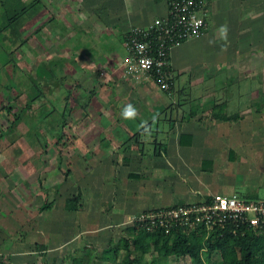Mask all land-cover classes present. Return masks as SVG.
Masks as SVG:
<instances>
[{
    "label": "crops",
    "instance_id": "1",
    "mask_svg": "<svg viewBox=\"0 0 264 264\" xmlns=\"http://www.w3.org/2000/svg\"><path fill=\"white\" fill-rule=\"evenodd\" d=\"M40 1L44 3L43 0ZM163 1L166 4V11L154 18L148 17L151 6L154 9L157 7L155 5ZM220 1L221 4H225L222 3L223 0H208L209 3L206 6L208 25L200 36H203L204 32L209 29L212 19L218 20L220 18L218 20L220 26L226 28L227 31L225 36H229L230 27L236 30L230 41V44L235 48L232 52L236 51V53L230 52L228 55L220 56L217 54L215 57H208L207 60L204 59L205 62L209 61L204 67L201 66L195 71L189 69L190 83H194L195 88L198 87L197 95L192 97L189 95V89L193 85L187 87L183 81V74L186 69L183 71V64L177 68L172 63L171 58V66L176 75L171 93L160 89L151 76L128 74L123 67L117 65L127 54L125 38L128 30L134 26H147L156 17L165 15L169 8L168 0H149L148 7L143 8V10L139 7L125 12L123 8L121 11L118 9L111 10L104 17H98L99 22H93L89 18L88 24L86 23L87 20H83L82 34L79 32L74 34V31L76 33L75 27H79L83 24L82 22H79L73 29L66 30L73 33L67 40L68 53H70L68 64L70 65V62L79 63L77 64L79 69H75V67L73 69L74 72H79L80 77L91 79L94 75L100 74L102 75L101 78H106V84L115 92L113 98L108 99L106 104H113V108L122 113V116L117 115V118L123 122V127H119L121 130H118V137L116 136L115 140L112 137L101 144L108 148L110 156H106L102 163L94 166L101 174L98 180H89L90 176L94 178V175L91 174L90 167H84V171L79 170L83 174L84 183L70 184L67 180L53 187L56 190L59 189L58 194L63 195H66L65 191L70 188L71 190L77 188L78 193L80 190L82 191L80 209L75 211L78 213L75 214L76 220L79 217L82 223L83 221L101 220L100 222L106 223L100 229L114 227V225L127 220L130 215L148 208H154L151 207L155 203L154 191L157 194L165 191V187H161V184H157L158 187H155V181L160 180H155L154 173H160L162 167L165 168V171L171 169L176 172V179H178V172L183 174L179 177L178 183L189 184L192 183L190 180L193 181L197 178L194 176L204 173L203 169L197 168L199 166L197 163L200 162V166L203 167V160L209 159L207 156H211L210 160H213V167L216 171L230 168L234 175L239 166L244 164L243 160H248L249 163L251 157L257 156L256 151L261 148L264 150V140H260L256 144L254 141L257 139L251 141L249 138L254 128L260 125L264 129V106L261 107L264 105V84L262 81L264 69L262 65H258L260 59L256 57L264 46L260 45L262 40H260L261 36L259 37V34L264 36L262 33L264 30V6H261L258 0L254 4L253 0H242L241 4L245 8L243 14L246 16L242 15L234 20L238 21V24L228 26L226 23L233 21L227 19L226 11H234L235 5L226 4L227 7H223L226 10L224 13L220 12V16L218 11L223 10H219L218 3ZM232 1L234 2V0ZM98 4L100 3L97 2L96 5ZM90 7L92 8H89L91 14H88L87 7L84 17H92L97 9L99 12H103L100 6L93 7L90 5ZM59 9L60 7H58V12ZM49 23L51 22H47V24ZM52 28L58 36L59 32L56 26L53 25ZM253 29L258 30L257 38H259L258 41L255 40L254 42L251 39V30ZM79 35L82 37L78 38ZM255 44H259L258 52L252 51ZM223 67L224 69L227 68V71H222L224 70ZM95 70H97V74H95ZM70 74L75 76L72 72L68 73V76ZM221 78L224 81H221ZM83 86L85 85L83 84ZM85 87L87 88V86ZM79 88L73 86L75 89L73 93L82 94ZM91 89L86 90L89 92ZM230 89L231 92L233 90L235 92L234 95L231 94V97ZM82 97L86 98L83 94ZM96 97L101 98L102 96L96 94ZM256 101L261 103L260 106L254 107ZM99 102L103 103L102 100ZM231 102H234L236 106L231 108L229 106ZM69 103L70 101L67 102L66 108L69 107ZM129 105L134 110V115L125 118L123 111ZM159 115L157 124L160 125V131L151 136L145 135L143 138L145 145L134 143L126 147L121 146L122 142L128 140L132 135L127 131L136 132L142 125H147ZM182 134L190 136L191 140L186 139L188 143L181 144ZM260 135L263 134L260 132ZM156 136L165 147H160L159 154L155 153L152 142ZM149 140L151 142L147 144L146 142ZM115 142L118 147L114 150L109 149L111 144L113 145ZM134 145H137L138 151L135 158L119 156V147L125 149L126 152L127 149L129 151L133 149ZM147 146L151 147L152 154L146 153ZM103 149L97 150L102 155L108 154L106 149ZM226 155L229 158L228 161L224 159ZM259 155H261L260 152ZM114 156L118 158H114ZM110 157L115 160L113 158L111 160ZM9 158L0 160V254L2 255L0 256V264H12L10 262L22 264L31 259L28 256L29 252L38 254L39 244L49 243V250L51 251L56 247V244H59V241L56 243L57 240L53 237L58 235L69 236L70 234L74 236L76 229L72 227V233L69 234L71 228L68 225L70 226L71 212L65 209L66 197L58 195L59 203L55 210L53 208L50 209V212L42 210L41 207L44 203L40 200L41 203L35 205V198L33 202L31 194L29 195L22 182L28 177L24 175L29 172L26 164L28 162L19 161L20 164L15 166ZM123 160H126L125 163ZM216 163H218L217 166ZM213 167L212 171L215 170ZM258 167L259 169H257ZM248 172L253 173L252 176L258 175V179L254 183H250L251 187H248L245 194H240L257 198L261 186L264 185V164L259 163L258 166L255 161L254 167H251ZM17 174L21 175L14 176ZM217 175L219 174L217 173ZM17 179L22 181L19 182ZM1 180H4L8 186H4ZM133 193L135 194L130 195ZM216 193L221 192L216 191ZM209 194H206L205 197ZM65 222L68 225L64 227ZM115 229L114 232H116ZM81 230L88 231V229ZM46 232H50L52 237L49 236V239H46L48 242L44 241ZM67 233L68 235H66Z\"/></svg>",
    "mask_w": 264,
    "mask_h": 264
},
{
    "label": "rangeland",
    "instance_id": "2",
    "mask_svg": "<svg viewBox=\"0 0 264 264\" xmlns=\"http://www.w3.org/2000/svg\"><path fill=\"white\" fill-rule=\"evenodd\" d=\"M33 1L34 0H0V160L2 161L10 157L9 159L12 160L15 166L20 164L19 161L28 162L26 164L28 165L27 169L30 174L29 172H27L28 174L25 173L24 175L28 177H26L24 181H21L27 188L26 191L29 195L31 194V200L33 199V202L35 198V205L41 203V201L43 203H50L51 201L52 205L54 204L52 207L46 209V211L50 212V209L53 208V210H55L59 203L57 200L58 195L68 198L76 196L78 193V190H76L77 188H75V190H71L70 188L65 191V194L69 195L68 197L63 194H58L59 189L56 190L53 187H56L60 182L69 180L70 184L78 182L84 183L83 174L79 171H84V167H90L91 174L94 175V178L90 176L89 180H98V178L101 177L99 170L94 166L102 163V160L105 159L106 156H110L108 148L101 144L112 137L115 140V137L119 135L118 130H121L119 127L123 124L122 120L117 118V115L120 117L122 113L114 109L113 104H106V101L113 98L115 94L110 86L106 84V78H101L102 75L97 74V70H95V74L97 75H94L91 79L83 76L80 77L79 72H74L73 69V67L79 69V67H77L79 63L76 62L75 64L70 62V65L68 64V56H70V53H68L69 47L67 40L70 38V34L73 33H70V31L67 32L66 30L73 29L79 22H82L83 24L79 27H75L76 33L74 31V34H78V32L80 34L84 28L83 20H87L86 23H88L90 19H92L91 21L93 22H99L100 19H98V17H104L105 14L107 15L111 10L113 11L115 9L121 11L123 8L125 12L132 8L139 7L143 10V8L146 9V7H148L149 0H43L44 3L41 4L47 7L45 15H40L42 11L40 3H36L28 12L20 13L22 12V8L30 5ZM255 1L256 0H253V4ZM97 2L100 4L96 5ZM234 2L232 0H223L222 3L225 4H221V1L218 3L219 10L223 9L222 11H218V14H220V12L224 13L226 9L223 7H227L226 4L230 3L235 5V7H233L235 9L234 11H226L227 19L233 21L227 22L226 24L228 26L238 24V21L234 20L242 15L246 16L243 14L245 8L241 4L242 0H234ZM258 2L261 6H264V0H258ZM153 4L154 2L152 5ZM90 5L93 7L100 6L103 12H99L97 9V11L92 14L93 16L90 15L92 17H84L87 7L89 11L88 14H91L89 9L91 8ZM155 6L157 7L154 9L153 6H151V12L148 17L154 18L156 15L166 11V4L164 1ZM58 7H60L59 12ZM229 7L232 6L230 5ZM17 13H20L19 17L12 20ZM52 17H54L52 20L54 23L51 22L47 24V21ZM218 20H220V18ZM218 20L216 18L212 19L209 29L204 32L203 36L199 35L193 39L183 41L173 46L171 49L172 63L176 65L177 68L183 64V71L186 69V72L183 74V81L187 84V87L193 85V88L191 87L192 90L191 88L189 89V95L191 97L197 95L198 87L195 88L194 83H190L191 76L189 69L192 71L198 70L201 66L204 67L209 62H205L204 59L215 57L217 54L220 56L225 54L228 55L235 50L233 45L230 44V41L234 37L233 34L236 30L230 27L229 36H225L224 34H227L226 28L224 29L223 26H220ZM53 25L56 26L59 32L58 36L52 28ZM263 31L264 30H262V33H264ZM251 33L253 42L255 40L258 41V30L253 29ZM260 36V40H262L263 43L264 36L263 34H259V37ZM80 37L82 36L79 35L78 38ZM262 43H260V45H264ZM258 45L259 44L253 45V52H258ZM260 51V54L256 55V57L260 59L258 65H262L264 69V46ZM235 53L236 51L232 52V54ZM39 67H46L47 69L54 70L55 76L57 77L68 76V73L71 72L75 76H71L70 74L69 77L72 78L73 81L69 80L65 82L64 86L59 85L54 87V89H52L53 85L51 84L54 81L53 78L49 85L44 83L42 87L49 97H41L36 103L30 104V107L24 108L27 109L24 112L23 107H25L30 100L27 93L28 90H31L29 83L32 77L38 76L37 71ZM222 71H227V68ZM92 72L94 73V71ZM220 80L224 81L223 78ZM262 81L264 84V76ZM76 84H81V86L84 84L87 86L88 90L95 88L96 94L102 97L97 98L95 95L92 99L94 103H87V98L82 97V94L77 92L76 94L73 93L75 92L73 85L76 86ZM67 89L70 93H66ZM229 92L230 97L231 94L234 95L233 93H235L234 90L231 92V89ZM99 100H102L103 103L99 102ZM68 101H70V105L67 108V123L64 129H62L63 123L61 120L66 112L65 109ZM9 104L11 106L10 112L4 110ZM229 106L233 108L236 105L234 102H231ZM262 129L263 127L260 125L254 128V131H252L249 136L251 141L252 139H257L254 141V143L257 144L260 140H264V129L263 132L261 131ZM127 132L129 134L134 133ZM260 132L263 134L262 136ZM117 147L118 145L115 142V144H111L109 149L114 150ZM103 148L106 149L108 154L102 155V153L97 150ZM146 149L147 154H152L150 146H147ZM127 150L128 151L125 152V149L119 147V156L122 158L125 156L135 158L138 155L137 145H134L133 149H130V151L129 149ZM259 152L261 155H259ZM255 154H257V156H254V158L251 157L249 163L248 160H243L244 164L239 166L238 171L234 175L230 168L216 171L215 167H213L215 169L214 171L204 170L203 167L200 166V162H198L197 164H199V166L197 168L199 170L200 168L201 170L203 169L202 171L204 173H201L199 176H194L197 178L193 181L190 180L192 183L189 184L178 183L179 177L183 174L178 172V179H176V172L171 169L165 171V168L162 167L160 173H154L155 180H160L155 181V187H158L157 184H161V187H165V191L159 194L154 191L155 194L153 198L155 203L151 206L154 208H148L144 211L166 208L181 202H200L209 195L211 196L212 193H216V191L228 195L245 194L248 187H251L250 183H254L258 179V175L255 174L252 176L253 173L248 172L249 169L254 167L255 161L258 166L259 163L264 164V150L261 148L256 151ZM116 157L114 156V158ZM207 157L211 159V156ZM112 158L110 157L111 160ZM224 159L225 161L229 160L227 155ZM125 161L126 160H123V163H125ZM217 164L218 163L215 165L217 166ZM257 169H259V167ZM226 170H228L229 173L226 172ZM73 171L74 173L71 174ZM217 173L219 175H217ZM19 175L21 174L14 176ZM132 179L135 180V178ZM1 181L4 186H8L4 180ZM134 194L135 193L130 195ZM206 194L209 195L205 197ZM256 197L264 199V185L261 186V190ZM141 212L130 215L127 220L108 229H100V227H104L106 222L94 220L90 222L83 221L82 223L79 220L80 215H77L79 219L76 220L75 214L78 213L71 212V219L69 220L70 226L65 222L66 224L64 223V227L68 225V227L71 228L69 234L72 233V227H75V235H58L57 237H53L57 240V242L55 241L56 243L59 241V244H56L53 250H49V243H44V245H46V250H39L38 254L29 252L30 254L28 256L31 259L22 264H43L45 260H48L51 264H72L73 257L81 256L83 260L87 261L90 254H92L91 264H112L110 261L103 259V251L109 247L118 246L121 237L130 236V228L136 226L132 219ZM81 223L82 226L80 228ZM114 228H116V232H114ZM81 229L93 231L86 232ZM66 235H68V233ZM49 236L50 232H46L44 238L45 242H48L46 239H49ZM67 239L69 240L67 241ZM42 251L46 253V257L43 255ZM0 256L2 255L0 254ZM148 257L152 258V255ZM218 258L219 255L215 254L213 260L217 261ZM10 263L13 264L14 262ZM146 263L147 260L144 259L142 264ZM166 263L196 264L188 256L179 258L172 256L167 259Z\"/></svg>",
    "mask_w": 264,
    "mask_h": 264
},
{
    "label": "trees",
    "instance_id": "3",
    "mask_svg": "<svg viewBox=\"0 0 264 264\" xmlns=\"http://www.w3.org/2000/svg\"><path fill=\"white\" fill-rule=\"evenodd\" d=\"M34 1L30 5L22 8V12L20 13L28 12L32 6H34L36 3H40L42 6L40 15H45V11L47 10L46 6L41 4L40 0ZM173 1L174 0H168V5H171ZM208 3V0H205V7L208 6ZM206 10L208 22V9L206 8ZM20 13H17L16 16L12 18V20L17 19ZM52 20L53 17L47 22H52ZM171 70L173 71V84L171 91L167 93L173 92L176 78L175 70L172 66ZM37 74L38 76L32 77L31 82L29 83L31 90H28L27 93L30 100L28 104L23 107L24 112L27 110L24 108L30 107V104L36 103L41 99V97H49L42 87L44 83L49 85L53 78L54 81L51 84L53 85L52 89H54V87L59 85L64 86L65 82L69 80L73 81L72 78L66 75L62 77L55 76V71L52 69H47L46 67H39ZM153 79L155 78L153 77ZM76 86L80 87L79 91L86 96L87 103H91L93 96L96 95V89L92 88L89 92H87V88L85 86H81V84H76ZM68 92L69 90L67 89L66 93ZM259 104L261 103L256 101L254 103V107ZM263 106L264 105L261 107ZM4 110L10 112V104L5 107ZM65 110L66 112L64 113V117L61 120L63 123L62 129H64L67 123V108ZM159 118L160 115L147 125H142L140 129L134 132L128 140L122 142L121 146H129L130 143L145 145V141L143 142L145 135L151 136L154 133H159L160 125L157 124L159 122ZM157 137L158 136H156L152 142L155 147V153L159 154L160 147H165L164 144L160 143ZM186 139L191 140L190 136L182 134L181 144L185 143ZM150 142L151 141L149 140L147 144ZM212 167L213 160L207 158L203 160L204 170L212 171ZM81 198V190L76 196L66 198L65 209L70 212L78 211L80 209ZM185 204L190 203L181 202L174 206ZM52 206V202L50 201V203H44L41 209L46 210L48 207ZM130 229V236L121 237L118 246L109 247L103 251V259L110 261L112 264H142L144 259L147 260L146 264H167L166 261L169 257L174 256L179 258L188 256L196 264H264V227L255 228L248 227L247 225L235 226L231 223H228L226 226H214L210 231H208L206 228H198L190 231L188 234L184 233L183 229L179 226L171 227L169 232H167V230L163 227L147 229L139 225L133 226ZM38 247L40 250H46V245L44 244H39ZM215 254L219 255L217 261L213 260ZM43 255L46 257L45 252H43ZM149 255H152V258H149ZM84 261L85 260H83L81 256H75L72 259V264H84ZM91 261L92 254L89 255V258L87 261H85V264H91ZM43 264L51 263L48 260H45Z\"/></svg>",
    "mask_w": 264,
    "mask_h": 264
},
{
    "label": "built area",
    "instance_id": "4",
    "mask_svg": "<svg viewBox=\"0 0 264 264\" xmlns=\"http://www.w3.org/2000/svg\"><path fill=\"white\" fill-rule=\"evenodd\" d=\"M205 0H174L165 15L147 26L131 27L125 38L126 57L119 63L128 74L154 77L160 89L170 92L173 84L171 49L202 34L207 27ZM135 225L170 231L179 226L184 233L214 226L264 227V199L238 194L214 193L199 203H190L141 212L133 217Z\"/></svg>",
    "mask_w": 264,
    "mask_h": 264
},
{
    "label": "clouds",
    "instance_id": "5",
    "mask_svg": "<svg viewBox=\"0 0 264 264\" xmlns=\"http://www.w3.org/2000/svg\"><path fill=\"white\" fill-rule=\"evenodd\" d=\"M123 115L125 116V118H128L134 115V110L131 108L130 105L124 109Z\"/></svg>",
    "mask_w": 264,
    "mask_h": 264
}]
</instances>
